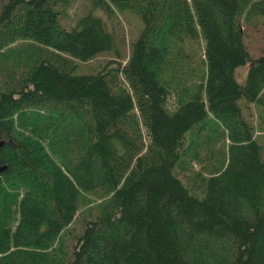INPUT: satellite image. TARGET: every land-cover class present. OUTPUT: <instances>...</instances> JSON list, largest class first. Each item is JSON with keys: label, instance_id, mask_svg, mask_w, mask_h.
<instances>
[{"label": "trees", "instance_id": "trees-1", "mask_svg": "<svg viewBox=\"0 0 264 264\" xmlns=\"http://www.w3.org/2000/svg\"><path fill=\"white\" fill-rule=\"evenodd\" d=\"M67 2L0 0V264H264V50L242 25L264 0H92L143 27L89 72L114 37L64 25ZM209 131L223 147L183 175Z\"/></svg>", "mask_w": 264, "mask_h": 264}, {"label": "rangeland", "instance_id": "rangeland-1", "mask_svg": "<svg viewBox=\"0 0 264 264\" xmlns=\"http://www.w3.org/2000/svg\"><path fill=\"white\" fill-rule=\"evenodd\" d=\"M65 10L66 17L63 19L64 25H72L78 16L91 13L103 20L106 31L114 37V50L101 52L89 61L78 62L80 69L86 72L95 70L97 64L109 60L124 61V58L130 52L131 41L137 38L143 27L142 20L136 13L129 10L118 11L115 8L112 11H106L98 6H92V0H68ZM242 25L244 26L243 42L250 54V58H257L264 50V17L255 19L250 24H246L243 20ZM23 44L24 42H18L10 46L11 50L6 54L8 57V59L6 58L7 64L11 65V62L14 60L13 56H17L21 63L29 60L27 53L30 55L31 50L34 49L35 51V48ZM248 65L249 62L236 70V76L239 82H243ZM34 113L36 116L41 114L38 111H34ZM245 114L248 120L256 126L255 111L252 110L250 115L246 111ZM205 133L201 140L197 141L196 145L187 147V157L183 158L186 164L181 169L185 176H192L193 170L197 171L201 169L202 163H207L208 158L213 160L217 148L221 150L223 147V144L217 141V133L215 134V132L210 131L207 134ZM255 136L258 141L264 143V124L262 129L255 132Z\"/></svg>", "mask_w": 264, "mask_h": 264}, {"label": "water", "instance_id": "water-1", "mask_svg": "<svg viewBox=\"0 0 264 264\" xmlns=\"http://www.w3.org/2000/svg\"><path fill=\"white\" fill-rule=\"evenodd\" d=\"M2 144H3V141H0V147H1ZM5 168H6L5 165H1V164H0V173H1Z\"/></svg>", "mask_w": 264, "mask_h": 264}]
</instances>
